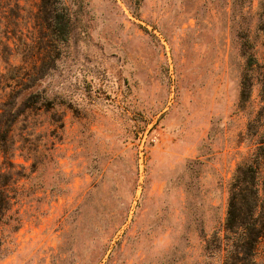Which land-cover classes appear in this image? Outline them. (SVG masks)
<instances>
[{"label": "rangeland", "instance_id": "374dc122", "mask_svg": "<svg viewBox=\"0 0 264 264\" xmlns=\"http://www.w3.org/2000/svg\"><path fill=\"white\" fill-rule=\"evenodd\" d=\"M62 1L73 31L43 81L52 109L29 120L36 169L0 264H223L205 242L251 150L258 86L238 103L246 59L264 62L261 0Z\"/></svg>", "mask_w": 264, "mask_h": 264}, {"label": "trees", "instance_id": "16d2710c", "mask_svg": "<svg viewBox=\"0 0 264 264\" xmlns=\"http://www.w3.org/2000/svg\"><path fill=\"white\" fill-rule=\"evenodd\" d=\"M250 1L238 0L241 6ZM23 11L20 0H0V228L12 229L17 228L11 212L18 183L28 180L36 169L34 149L27 145L33 133L28 132L33 127L29 120L52 109L46 106L53 99L47 96L43 81L55 69L73 31V12L62 0H37L32 16L23 17ZM257 15L258 30L264 32V0L259 2ZM31 20L35 32H24ZM255 86L259 108L249 118L244 135L250 154L236 166L228 184L221 228L205 242L209 255H224L223 264H264V62L251 54L241 76L239 110L246 108ZM57 121L62 124L61 118ZM17 157L32 160L30 167L16 163Z\"/></svg>", "mask_w": 264, "mask_h": 264}]
</instances>
